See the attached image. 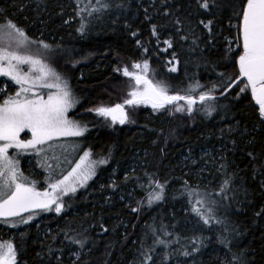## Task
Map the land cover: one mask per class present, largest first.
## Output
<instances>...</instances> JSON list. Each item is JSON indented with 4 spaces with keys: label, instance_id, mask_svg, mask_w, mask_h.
I'll list each match as a JSON object with an SVG mask.
<instances>
[{
    "label": "trees",
    "instance_id": "1",
    "mask_svg": "<svg viewBox=\"0 0 264 264\" xmlns=\"http://www.w3.org/2000/svg\"><path fill=\"white\" fill-rule=\"evenodd\" d=\"M82 1L0 0V12L33 40L52 46L47 51L35 48L44 52L52 61L50 66L71 86L79 101L74 112L83 110L75 120L91 125L83 148L91 151L94 160L107 159L87 189L73 195V207L62 214H49L37 229L33 224L21 230L0 225L2 240L13 236L16 264L46 260L48 264H140L141 253L150 247L153 259L149 264H224L231 254L220 243L222 234L231 241L233 252L246 250L250 264H264V121L250 90L237 98L243 84L223 96L219 89L228 77L235 80L239 75L240 20L234 9L242 6L241 0H215L217 6L209 10L200 7V0H100L109 7L92 15ZM208 20H213L211 33L200 23ZM152 25L157 26L158 39ZM169 39L172 47L165 43ZM145 59L148 78L153 83L165 82L169 94L184 95L198 83L202 87L192 93L198 97L216 85L212 92L216 99L206 102L216 111L206 115L199 101L191 114L175 112L171 105L160 111L139 108L136 126L127 128L85 110L97 103L106 105L108 96L111 102H119L123 84H129L119 73ZM173 66L176 71H170ZM41 95L47 96L44 89ZM29 133L26 129L21 137ZM209 150L212 154L205 153ZM133 158L137 169L122 184L121 172ZM193 161L209 162L207 174L212 182L203 189L211 194L208 201H217L215 216L225 221L227 232L214 220L204 224L192 210L195 201L190 190L198 180L186 171L197 166ZM114 167L123 189L119 187L116 193L105 181ZM228 177H232L230 187L221 193ZM99 181L106 183L95 192ZM153 181L165 184L164 198L149 204ZM128 186L134 188L130 199ZM71 237L86 239L83 249ZM157 240L165 243H154ZM194 240L200 251L184 256V251L192 252ZM74 250L80 252L78 261L70 255Z\"/></svg>",
    "mask_w": 264,
    "mask_h": 264
},
{
    "label": "snow or ice",
    "instance_id": "2",
    "mask_svg": "<svg viewBox=\"0 0 264 264\" xmlns=\"http://www.w3.org/2000/svg\"><path fill=\"white\" fill-rule=\"evenodd\" d=\"M97 3L100 4V0H97ZM241 5L238 10L234 9V16L240 20L237 37V47L242 48L237 61L239 75L235 80L228 77L227 83L219 86L220 95H226L234 86L243 84L237 98L240 94L250 90L252 99L258 105L259 116L264 121V0H241ZM211 6H217L215 0H211V4L210 0H200L201 8L209 10ZM107 7H109L108 4H100L99 8L92 7L90 10H84L92 15L93 12ZM0 19L4 20V23L0 24V75L10 77L20 86V90L14 96H8L3 103H0V219L5 223H10L15 218H19V224H27L39 212L61 213L65 208L63 196L75 193L78 187L85 186L87 181L96 174L97 165L106 164L107 159L89 161L85 166V160L91 156L90 151H86L67 175L50 182L43 191L36 188V181L24 176L19 168L18 159L9 155V149H16L18 152L33 150L39 155L46 151L45 145L51 149V142L62 137L83 136L88 129L86 124H81L80 121L69 117V111L79 101L73 96L67 80L43 59L23 51L33 44L42 47L45 51L51 50L52 46L43 40H33L27 31L8 18L6 13L0 12ZM180 23L181 21L177 18L175 25L179 26ZM200 23L211 33L213 20H208L207 23L200 21ZM84 28L85 25L81 24L80 31L83 32ZM152 34L158 39L156 25H152ZM182 39L187 40L188 37L184 36ZM165 43L168 47H172L171 39L166 40ZM144 51L147 52L148 49L145 48ZM24 65L28 66L27 71L23 70ZM132 67L135 71L129 72L127 67L123 69V74L135 82L128 93L130 98L122 104L118 103L111 107L101 106L92 110L99 116L110 120L112 124L123 125L134 122L126 106L140 104H150L156 111L167 109L171 105L175 112L187 111L191 114L199 101L206 115L211 116L216 111L214 105L206 104L207 101L216 99L212 95V92L217 90L216 85L207 92H200L198 97L192 95L197 88L202 87L198 83L195 86H189L184 95L179 92L169 94V86L165 82L153 83L148 78V60L134 63ZM170 71H176L175 66ZM38 87L50 90L46 99L34 91ZM52 89L55 91H51ZM181 101L185 103L181 104ZM26 129L30 131L31 138L22 139L21 133ZM231 130L230 128L229 131ZM232 143L235 144V141ZM248 155L252 156V153ZM45 166L51 168V165ZM221 167H226V165H221ZM48 179L53 178L49 176ZM231 179L232 177H228L223 181L220 187L221 193L230 187ZM153 184L155 189L149 193V204L164 198L165 184L159 181H153ZM185 185L187 187V182ZM190 192L193 195L204 197L195 201L201 206L205 205L207 197L211 195L210 193H199L195 189ZM208 204L205 211H201L200 207H194L192 210L197 213L204 224H210L214 220L216 224L224 225V231L227 232L225 221L216 219L213 212L217 201L211 200ZM133 211H139V209H133ZM23 213H28V216L25 218ZM11 226L16 227L17 223H12ZM71 239L81 249L85 246L86 239L76 237H71ZM154 243L163 244L165 241L157 240ZM220 243L228 247L231 254V259L226 257L224 264H250L246 250L233 252L230 247L231 241L227 236L222 234ZM199 244L203 245V239L199 241ZM48 251L51 253L52 249L49 248ZM199 251L200 247L194 240L192 252L184 251L183 255L191 256L193 252ZM74 255L77 261L80 260L79 252ZM141 256L140 264H149L153 259V249L148 248L141 253ZM59 259L57 257L58 261ZM0 264H16V250L13 244L0 243Z\"/></svg>",
    "mask_w": 264,
    "mask_h": 264
},
{
    "label": "rangeland",
    "instance_id": "3",
    "mask_svg": "<svg viewBox=\"0 0 264 264\" xmlns=\"http://www.w3.org/2000/svg\"><path fill=\"white\" fill-rule=\"evenodd\" d=\"M83 4V8L86 9V7L88 6H92V5H97L98 3L97 1L95 2H91L89 1H82ZM23 51L27 52L28 54L37 56V57H45L44 52H42V50H38L35 48V44L31 45L30 47L23 49ZM46 58V59H45ZM45 58H41L43 59L46 63H48L50 65V61L49 58L45 57ZM27 65H25L26 67ZM23 67V66H22ZM24 70V69H23ZM28 67L26 68L27 71ZM129 72L135 71V69H133V67L128 69ZM122 77H126L128 78V82L129 84L125 81V83L122 86V91H121V95L119 96V102H117V100H115V102H111L112 98L110 96H108V103L109 105H104V103H97L95 106H90L89 108H85V110H93L96 109L98 107L101 106H105V107H111L114 106L115 104H122L126 99L130 98L129 96H123V93L126 91H130L132 90V85L135 83L134 80L128 76H125L123 74V71H121L119 73ZM151 80L153 81V78L151 77ZM130 85V86H129ZM71 89V86H69ZM44 89L45 93H48L50 90L47 88H36L34 91H36L37 93H39L40 95L42 94V91ZM20 90V86L17 85L15 83V81L11 80L10 77L7 76H2L0 75V103H3V101L5 99L8 98V96H14L15 93L17 91ZM51 91H55V89H52ZM73 96L75 97L76 95L74 94V92H72ZM46 95V94H45ZM43 95V96H45ZM47 98V96L45 97V99ZM106 99V98H105ZM110 101V102H109ZM112 103V104H111ZM76 106L73 109H71L69 111V114H71L73 112V116L70 118L75 119L77 116H79V114L81 113V111L79 112H74L76 111ZM139 108H146V109H150L153 110L150 104H140V105H136V106H126L127 111L129 112V115L131 117V120L134 121L132 123H125L123 125L118 124V126L120 127H127V128H131L136 126L137 123V116L138 113L136 111H138ZM156 111V110H155ZM95 112V111H93ZM96 113V112H95ZM96 116H99L96 113ZM81 124H86L87 125V131L84 133L83 136L80 137H62L57 139L56 141L51 142L52 143V147L51 149H48V146L45 145L44 147L46 148V151L43 153H40L39 155L33 151V150H28L26 152H18V150L16 149H9V155L14 157L15 159H18L19 161V168L20 170L23 172L24 176L28 177L29 180H34L36 181V188L40 191H43L44 189H46L48 187V184L50 182H54L55 179H60L62 178L64 175H67V173L69 171H71V169L73 167H75V164L77 162H79L80 157L83 156L84 152L86 151H90L89 149H85L84 147V136L85 134L90 130L91 125L89 123H87V121H81ZM110 122V120H109ZM30 132V131H29ZM22 139H28L31 138V133L23 135L21 137ZM91 153V151H90ZM205 153L208 154H212V150L210 151H206ZM186 158V157H185ZM93 158L90 156L88 159L85 160V166L89 163V161H97L100 160L102 158H99L97 160H92ZM200 161V160H198ZM209 163V162H208ZM205 164L202 162H198L196 164V161H193V164H196L197 166H190L188 168V171H186L189 175H191L193 178L197 179L198 182L194 185L193 189H195L197 192L199 193H205L206 191L203 188H206L212 181H211V177L208 176L207 172H208V167L209 164ZM45 165H51V168L49 169L48 167H46ZM99 164L96 167V174H98L99 169H98ZM138 166V161L133 159H129L128 162L125 163V167L123 168L122 172H121V176H120V180L121 183L123 184V181L125 180V178L128 176L129 173L135 172ZM186 166L183 165L182 168H185ZM117 171V169L114 167L111 170H109L108 175L105 179V181L107 183L110 184V186L113 188L114 192H117V189L120 187L121 190L122 189V185L121 183L118 184L116 181V175L115 172ZM96 174L87 181L86 185L83 187H78L77 191L75 193H68L67 195L63 196V203L65 204V208L61 213H56L55 211H47V212H39V214L35 215V218L32 219L31 221H29L27 224H19L18 223V219L19 218H15V220H13L10 223H5L2 219H0V225L6 227L7 229H16V230H21V229H26L28 228L31 224L35 225V228L37 229L38 227L41 226L42 223H44V221L47 219L49 214H54V215H60L62 214L68 207H73V202L71 201V199H73V195L78 194L79 192L86 190L87 187L91 184V181L94 180ZM49 176H51L53 179L49 180ZM106 182H102L99 181L97 183V188L95 189V192H98L99 188H102V186L104 187ZM113 184H115V187H113ZM134 188H130L128 186L127 188V192L129 194V199L130 197L133 198L134 193H133ZM82 193V192H81ZM118 198L123 200L121 197V195ZM68 196L70 198V200H68ZM72 196V197H71ZM110 196H112V194H110ZM108 198V197H107ZM204 197L202 196H198V195H193V199L194 201H196L197 199H202ZM128 199V200H129ZM208 200H206L205 205L202 207L201 205H197L195 202L192 206V208L194 207H202L201 211H205V209L209 206V204L207 203ZM194 212V211H193ZM213 212L214 215H216L217 213V208L214 206L213 207ZM196 214V212H194ZM23 215L25 216V218L28 216V213H23ZM216 217V216H215ZM12 223H17L16 227H12L11 224ZM13 236L9 235L8 238L2 240L0 238V243L2 244H7V243H11L14 245L15 247V242L12 241ZM16 250V248H15ZM79 252L78 250H74L70 253L71 256H74V253ZM80 253V252H79ZM16 258H17V251H16ZM41 264H48V261H44Z\"/></svg>",
    "mask_w": 264,
    "mask_h": 264
}]
</instances>
